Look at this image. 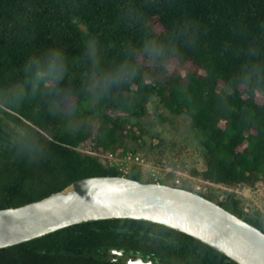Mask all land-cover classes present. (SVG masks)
I'll return each instance as SVG.
<instances>
[{
    "label": "trees",
    "instance_id": "trees-1",
    "mask_svg": "<svg viewBox=\"0 0 264 264\" xmlns=\"http://www.w3.org/2000/svg\"><path fill=\"white\" fill-rule=\"evenodd\" d=\"M129 9L142 13L154 31L130 19ZM186 22L196 25L195 38L179 37V54L167 70L142 60L134 90L105 101L97 117L102 136L92 135L96 118L68 133L60 120L36 112L35 101L19 110H3L16 123L51 127L52 135L39 133L48 156L38 163H29L12 149L0 151V208L41 199L88 176L127 175L147 181L138 165L125 174L80 146L93 136L98 152L118 161L132 149L131 141L143 148L131 118L143 117L152 97L171 113L190 118L205 148V179L225 185L264 184V94L236 86L244 64L264 61V0H0V86L22 80L27 59L50 46L65 50L71 83L78 85L88 37L99 41L108 67L139 48L146 35L166 40ZM250 46L257 56L247 55ZM83 114L91 115L87 108ZM205 196L264 230L261 222L244 216L241 200L233 194L225 200ZM113 248L124 254L117 257L110 253ZM137 253L164 264H240L178 229L128 218L77 223L0 248V264H127Z\"/></svg>",
    "mask_w": 264,
    "mask_h": 264
},
{
    "label": "water",
    "instance_id": "water-1",
    "mask_svg": "<svg viewBox=\"0 0 264 264\" xmlns=\"http://www.w3.org/2000/svg\"><path fill=\"white\" fill-rule=\"evenodd\" d=\"M163 224L215 247L240 264H264V230L200 192L127 175H94L23 205L0 208V248L101 219ZM120 257L123 249H110ZM127 264H164L139 253Z\"/></svg>",
    "mask_w": 264,
    "mask_h": 264
},
{
    "label": "clouds",
    "instance_id": "clouds-1",
    "mask_svg": "<svg viewBox=\"0 0 264 264\" xmlns=\"http://www.w3.org/2000/svg\"><path fill=\"white\" fill-rule=\"evenodd\" d=\"M128 16L148 29V22L138 10L129 9ZM195 30L196 25L186 22L166 40L146 35L139 48L126 52L125 59L108 67L103 62L102 46L90 36L85 41L84 70L78 85L71 83L74 80L70 76L65 50L50 46L27 59L22 67V80L0 86V110H19L25 102L35 101L36 112L60 120L64 130L74 134L100 115L106 100L125 89L134 90L142 60L157 65L161 71L167 70L170 61L179 54V37L190 34L194 39ZM247 55L257 56V49L250 46ZM236 86L254 94H264V61L244 64L236 76ZM85 108L91 115L83 114ZM7 149H12L16 156L26 158L29 163H38L48 156L47 146L38 130L4 118L0 113V151Z\"/></svg>",
    "mask_w": 264,
    "mask_h": 264
},
{
    "label": "rangeland",
    "instance_id": "rangeland-1",
    "mask_svg": "<svg viewBox=\"0 0 264 264\" xmlns=\"http://www.w3.org/2000/svg\"><path fill=\"white\" fill-rule=\"evenodd\" d=\"M175 66L176 63H173L171 68ZM146 108L143 117L131 118L134 134L141 137L139 141L143 143V148H137L138 144L131 141L132 149L118 161L111 154L99 153L92 136L81 144L80 149L100 157L110 165H118L125 174L130 172L133 165H138L143 178L147 181L165 180L180 186L186 185L218 200H225L228 195L233 194L241 200L244 216L264 225L263 183L252 187L244 184H216L205 179L203 176L206 168L205 148L198 132L192 128L190 118L186 114H173L164 109L156 97L147 102ZM0 113L7 118L3 110H0ZM118 113L126 117L125 112ZM25 126L38 130L43 136L52 135L51 127L37 126L30 121H26ZM59 126H63L61 121ZM100 130L99 119L96 117L92 135L97 132L102 136L103 131Z\"/></svg>",
    "mask_w": 264,
    "mask_h": 264
},
{
    "label": "built area",
    "instance_id": "built-area-1",
    "mask_svg": "<svg viewBox=\"0 0 264 264\" xmlns=\"http://www.w3.org/2000/svg\"><path fill=\"white\" fill-rule=\"evenodd\" d=\"M112 155V154H111ZM177 182H179V181H177Z\"/></svg>",
    "mask_w": 264,
    "mask_h": 264
},
{
    "label": "flooded vegetation",
    "instance_id": "flooded-vegetation-1",
    "mask_svg": "<svg viewBox=\"0 0 264 264\" xmlns=\"http://www.w3.org/2000/svg\"><path fill=\"white\" fill-rule=\"evenodd\" d=\"M134 258V257H133Z\"/></svg>",
    "mask_w": 264,
    "mask_h": 264
}]
</instances>
